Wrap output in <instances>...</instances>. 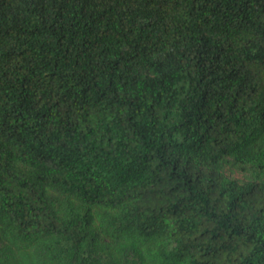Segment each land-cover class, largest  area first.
Returning a JSON list of instances; mask_svg holds the SVG:
<instances>
[{
	"label": "trees",
	"instance_id": "16d2710c",
	"mask_svg": "<svg viewBox=\"0 0 264 264\" xmlns=\"http://www.w3.org/2000/svg\"><path fill=\"white\" fill-rule=\"evenodd\" d=\"M0 264H264V0H0Z\"/></svg>",
	"mask_w": 264,
	"mask_h": 264
}]
</instances>
